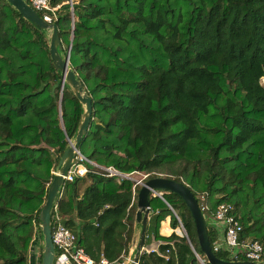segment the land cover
I'll return each instance as SVG.
<instances>
[{"label":"trees","instance_id":"16d2710c","mask_svg":"<svg viewBox=\"0 0 264 264\" xmlns=\"http://www.w3.org/2000/svg\"><path fill=\"white\" fill-rule=\"evenodd\" d=\"M50 5L59 7V54L66 57L72 34L69 67L91 98L80 154L131 177L147 175L143 182L162 176L184 183L198 205H208L204 218L232 205L240 240L264 249V0ZM48 34L0 0V264H31L35 230L41 264L39 214L83 113L62 85ZM82 164L87 174L65 182L56 201L64 226L94 259L129 255L141 229L137 179L104 177ZM162 198L150 197L144 242H160L161 256L142 254L138 264H201L196 254L207 264L184 202L172 193ZM167 218L173 232L163 236ZM180 224L189 242L174 232ZM207 233L213 246L214 227Z\"/></svg>","mask_w":264,"mask_h":264},{"label":"water","instance_id":"95a60500","mask_svg":"<svg viewBox=\"0 0 264 264\" xmlns=\"http://www.w3.org/2000/svg\"><path fill=\"white\" fill-rule=\"evenodd\" d=\"M7 2L10 3L14 8H16L24 19L28 20L38 28L46 30L49 33L48 39L50 57L56 70L62 73V85L66 84L69 86L72 94L79 100L80 104L83 107V113L78 124L75 139L73 141H70L68 139V146L61 156L55 169L57 174L54 175L48 187L46 200L39 214V221L41 223V232L44 244L41 264H53L54 246L52 243V232L50 228V212L58 189L63 184L62 176L66 173L71 163L73 162L75 154L80 153L78 150V146L83 136H85L89 127V123L91 121L92 103L91 98L85 91L82 83L76 79L75 73L69 67V54L73 35L71 34L70 37L67 55L65 58H63L59 54V49L61 47L56 25L45 23L42 18L24 0H7ZM61 95L62 91L60 93L58 101L59 105L61 103ZM138 185L140 186V189L137 194V210L135 212L134 222L135 225L140 226L141 229L138 242L134 250L132 262L130 264H135L138 261L140 250L144 246L148 226V216L150 213V197H159L163 199L162 193L175 194L186 205L195 225L199 248L207 264H264V261L258 263L250 261H224L216 257V255L211 250V245L207 233V224L200 210L198 202L194 194L184 183L158 176L148 179L145 182L141 181ZM169 209L177 218L176 213L170 206ZM180 229L182 230V237H185L187 239L186 231L181 224ZM196 257L201 264H205L197 254Z\"/></svg>","mask_w":264,"mask_h":264},{"label":"built area","instance_id":"2783aa9c","mask_svg":"<svg viewBox=\"0 0 264 264\" xmlns=\"http://www.w3.org/2000/svg\"><path fill=\"white\" fill-rule=\"evenodd\" d=\"M28 5L37 13L41 12L40 16L42 20L47 24H54L57 19L58 6H51L50 0H24ZM85 161L93 167L102 171L101 175L104 177H117V178H130L128 174H122L113 167H102L95 163L85 159L80 153L75 154L73 162L62 176L63 184L59 187L55 196L51 212L50 222L53 224L52 243L54 246V260L53 264H130L132 262L133 253L129 255L122 254L119 259L109 261L104 256H100L98 259L92 258L86 253L83 247L77 245L76 236L64 226L62 217L59 214L56 201L60 200L63 196V185L65 182H72L76 177H83L87 174L88 169L82 162ZM53 175L57 174L56 171L52 172ZM147 175H143L142 179L134 180L136 185L143 180ZM131 179V178H130ZM202 201L205 196L200 195ZM200 210L207 212L209 207L207 204L202 203L199 205ZM204 216V214H203ZM212 220V227H214L217 233V240L211 245L213 253L223 251L228 255L229 261H250V262H263L264 249L261 244L256 241L240 240L239 234L241 232V225L233 213V207L230 204H220L215 211L210 214ZM180 228V227H179ZM34 240V239H33ZM33 247L38 245V241H34ZM160 242L155 243V246H143L140 250L139 256L142 254L156 253L161 256L158 251V245ZM32 247V249H34ZM40 248V247H39ZM38 248V249H39ZM36 264L40 263V252L33 254ZM243 260H239V259ZM34 262V261H33ZM138 264V261L135 263Z\"/></svg>","mask_w":264,"mask_h":264},{"label":"rangeland","instance_id":"374dc122","mask_svg":"<svg viewBox=\"0 0 264 264\" xmlns=\"http://www.w3.org/2000/svg\"><path fill=\"white\" fill-rule=\"evenodd\" d=\"M67 52H68V49H67ZM263 84H264V81H263ZM133 177V178H132ZM130 176V178L131 179H137V180H140L141 179V176L139 175V174H134L133 176ZM205 219V221H206V224H207V226H211V225H213L212 224V220L210 219V217H205L204 218ZM35 228H37L36 226H35ZM161 228H162V224L160 225V229H159V233L161 234V235H170L173 231L172 230H170V226H169V232L168 233H164V232H162L161 231ZM139 233H140V230H138V229H136V232H135V241L133 242V247L135 246L136 247V245H137V242H138V238H139ZM175 233L178 235V236H182V230L180 229V228H177L176 230H175ZM38 241V245L37 246H32L34 249H32V252H31V255L32 254H35L36 255V253L39 251L40 253H41V240L38 238V232H37V230H35L34 231V240H33V242L32 243H35L34 241ZM43 246H44V244H43ZM155 246V245H154ZM40 247V248H39ZM39 248V249H38ZM133 255H134V253H133ZM34 261V262H33ZM31 264H36V260H34V259H32V263Z\"/></svg>","mask_w":264,"mask_h":264},{"label":"crops","instance_id":"0c3cea01","mask_svg":"<svg viewBox=\"0 0 264 264\" xmlns=\"http://www.w3.org/2000/svg\"><path fill=\"white\" fill-rule=\"evenodd\" d=\"M169 218H167L165 221H163L162 222V228H161V231L162 232H164V233H168L169 232ZM170 230H172L171 228H170ZM173 231V230H172ZM174 232H175V230H174ZM165 236V235H164ZM166 236H168V235H166ZM155 243H157V242H155V241H153L150 245H153V244H155ZM154 246V245H153ZM148 247H150V246H148ZM135 250V246L133 247H131L130 248V250H129V254L130 253H132L133 251Z\"/></svg>","mask_w":264,"mask_h":264}]
</instances>
